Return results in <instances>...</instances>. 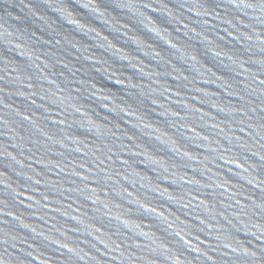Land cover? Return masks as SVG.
Here are the masks:
<instances>
[{
  "label": "water",
  "instance_id": "1",
  "mask_svg": "<svg viewBox=\"0 0 264 264\" xmlns=\"http://www.w3.org/2000/svg\"><path fill=\"white\" fill-rule=\"evenodd\" d=\"M264 66V0H162Z\"/></svg>",
  "mask_w": 264,
  "mask_h": 264
}]
</instances>
